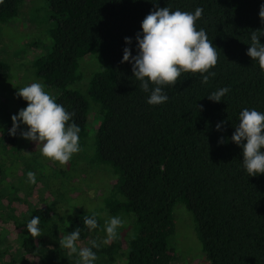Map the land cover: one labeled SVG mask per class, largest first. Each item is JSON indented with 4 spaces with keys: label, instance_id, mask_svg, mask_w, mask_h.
<instances>
[{
    "label": "trees",
    "instance_id": "16d2710c",
    "mask_svg": "<svg viewBox=\"0 0 264 264\" xmlns=\"http://www.w3.org/2000/svg\"><path fill=\"white\" fill-rule=\"evenodd\" d=\"M46 2L55 25L45 54L33 68L45 91L73 114L68 123L81 129L77 157L85 159L90 172L109 168L113 184L102 209L109 219L118 216L125 223L117 239L103 244L106 232L94 236L83 224L84 216L98 211L61 216L55 209L65 197L61 184L47 167L20 164L22 152L12 150L19 148L23 128L15 137L9 134L12 119H2L6 100L1 99L0 210L8 211L0 215V264H77L78 255L68 257V250L59 246L77 227L78 248L91 247L92 240L101 243L93 248L98 257L94 264H173V210L178 204L192 215L209 264H264V174H247L243 149L231 140L245 108L264 113V71L247 55L251 32L264 30L259 16L264 0ZM24 3L3 0L0 23L15 19ZM157 5L193 13L202 8L196 27L216 47L218 63L210 69L216 75L207 84L199 73H182L175 86L163 87L167 102L153 106L132 64L121 61L126 47L138 54L136 34L142 33V21ZM125 37L132 38L130 45ZM260 39L264 44V36ZM89 58L98 68L89 77L85 97L74 88L85 79L82 63ZM221 88L229 91L220 102L208 99ZM18 103L28 106L22 97ZM91 117L97 125L92 135ZM12 153H17L15 159ZM29 171L36 174V184L27 182ZM75 173L71 169L64 178L71 180ZM43 182L50 184L42 189ZM34 216L40 217L38 238L26 226ZM5 233L10 242L4 247Z\"/></svg>",
    "mask_w": 264,
    "mask_h": 264
},
{
    "label": "clouds",
    "instance_id": "9594fccd",
    "mask_svg": "<svg viewBox=\"0 0 264 264\" xmlns=\"http://www.w3.org/2000/svg\"><path fill=\"white\" fill-rule=\"evenodd\" d=\"M135 2V0H134ZM3 3V0H0ZM203 9L197 8L193 12H183L179 9L171 11L169 7H157L153 9L142 21V33L136 34L137 52L133 56L130 47L123 50L121 63L132 64V72L136 80L140 81V88L144 92H150L147 103L160 105L169 99L162 89L165 86H175L179 82L182 73H199L202 83L207 84L210 76L215 72L218 63V52L209 40L206 31L197 30L196 22L202 17ZM259 16L264 23V4L260 7ZM264 30H253L250 37V47L247 55L253 61H258L259 67L264 71V44L261 43ZM126 44L132 43V38L125 37ZM207 73V74H206ZM151 86V87H150ZM228 88H221L212 92L208 99L220 102ZM16 96L22 97L28 102L26 108L19 110L18 115H13L12 128L9 134L16 136L21 129V123L28 126V130L19 131V134L27 140L37 143L42 155L52 162L66 165L73 154L80 151L79 133L80 127L74 122L69 124L73 114L69 113L63 105L44 90L41 83H32L19 88ZM224 122L217 123L218 131L222 130ZM231 140L243 149V167L249 176L264 174V113L255 109L245 108L239 115V124L231 136ZM224 138L219 140L223 144ZM27 182L36 184V174L27 173ZM93 212L91 216H84L83 224L90 230L98 227L97 216ZM124 221L113 216L105 221L104 231L106 238L103 244H108L119 237L118 229L124 225ZM40 217L34 216L27 223V231L32 238L41 236ZM80 228L63 236L59 246L68 250V257L78 255L77 264H94L98 259L93 248L99 249L101 243L92 240L91 247L78 248L80 240Z\"/></svg>",
    "mask_w": 264,
    "mask_h": 264
},
{
    "label": "rangeland",
    "instance_id": "374dc122",
    "mask_svg": "<svg viewBox=\"0 0 264 264\" xmlns=\"http://www.w3.org/2000/svg\"><path fill=\"white\" fill-rule=\"evenodd\" d=\"M25 2L15 19L6 24L0 23V100H6L1 113L2 119L18 115L19 110L22 109L18 103L19 98L16 96L19 88L32 83L43 85L36 76L33 64L37 58L45 54L44 46L50 43L49 31L55 25L51 20L50 8L46 0H25ZM97 68L98 64L92 58L86 59L82 63L85 79L74 89L85 97L87 96L89 77ZM79 87L81 89H78ZM44 90L46 89L44 88ZM45 92L47 93V91ZM54 96L55 94L52 97ZM91 119L92 117L90 118L89 132L92 135L96 131L97 125L94 118ZM21 128L23 130L20 131L28 130V126L22 123ZM31 143L33 144L25 147ZM17 145L20 149L16 150L15 148L12 151L22 152L18 156L21 165L26 168L30 166L47 167L48 173L57 177L56 181L59 185L61 184V193L65 194V197L62 201H57L56 211L67 218L74 217L80 210L98 211V227L92 230V234L100 235L104 231L105 221L109 220L107 211L102 209L104 200L110 196V187L113 184L109 168L96 167L95 172H90L85 159L77 157V154H73L70 161L61 166L59 162H52L42 155L40 151L42 145L37 148L36 142L24 139L20 134ZM26 149H28L27 154H25ZM87 150L93 151L94 154V150L91 148H87ZM17 153L14 155L12 153L11 158L15 159ZM71 169L77 173L70 174L71 180L64 178V174L70 172ZM58 172L63 173L59 175ZM47 182L41 183L42 189L50 184ZM8 194H5L7 198H9ZM3 201L5 203L6 199ZM183 206L178 204L173 210L176 224V235L171 241V245L175 248L173 264H209L203 253L192 215ZM7 211L8 209H2V212L0 210V215L5 216ZM1 241L4 247L10 242L7 239V233ZM17 255L19 256V253Z\"/></svg>",
    "mask_w": 264,
    "mask_h": 264
}]
</instances>
